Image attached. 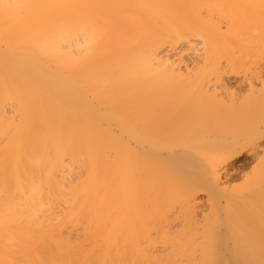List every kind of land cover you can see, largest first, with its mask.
Returning <instances> with one entry per match:
<instances>
[{
  "label": "bare ground",
  "instance_id": "bare-ground-1",
  "mask_svg": "<svg viewBox=\"0 0 264 264\" xmlns=\"http://www.w3.org/2000/svg\"><path fill=\"white\" fill-rule=\"evenodd\" d=\"M263 62L264 0H0V264H264Z\"/></svg>",
  "mask_w": 264,
  "mask_h": 264
},
{
  "label": "rangeland",
  "instance_id": "rangeland-1",
  "mask_svg": "<svg viewBox=\"0 0 264 264\" xmlns=\"http://www.w3.org/2000/svg\"><path fill=\"white\" fill-rule=\"evenodd\" d=\"M224 25V24H223ZM196 51V50H195ZM195 53H197L195 56L197 57V56H199L198 55V51L197 52H195ZM193 54V56H191V53L187 56V58L189 57L190 58V56H191V58L189 59L188 58V60H190V63H192V62H194V63H196L195 61H197L198 62V60H196V57H194V53H192ZM193 57H194V59H193ZM200 57V56H199ZM199 57H197V58H199ZM193 59V60H192ZM195 60V61H194ZM189 62V61H188ZM194 63H192V64H194ZM191 64V65H192ZM263 66H264V62H263ZM263 71L261 72V74H259V76L261 77V78H263L264 79V77H262V76H264V67H263V69H262ZM228 72H226V73H229V74H226V73H224L226 76H224V74H223V80L226 82V83H228V85H229V87H230V89L232 88H234V90L236 91V93H238V94H242V95H244V94H246V89L248 88V83H247V80L246 79H248L247 77H251V76H247V77H245V75L247 74L248 75V71L247 70H245V72L247 71V73H245L244 74V72H240L241 70L240 69H238V71L237 72H234L235 70H233V72H232V70H227ZM238 75V76H237ZM244 75V76H243ZM250 75V74H249ZM226 77V78H225ZM259 77V78H260ZM246 78V79H245ZM253 78V83L255 84V86H256V88H259L260 86V83H261V81L260 80H258L257 78L255 79L254 77H252ZM227 79H229V80H227ZM262 79V80H263ZM252 80V79H251ZM244 81V82H243ZM260 82V83H259ZM239 83H241V84H239ZM235 84V85H234ZM236 86V87H235ZM241 91V92H240ZM260 146L258 147V149H257V151H256V153H255V155L254 154H242L241 156H239V158L237 159V160H235V161H233L232 163H231V165L229 166L230 168H229V171H228V173L227 174H222L223 175V177L222 178H224V179H222V181L225 183V182H227V183H225L226 184V186H228L229 187V189L231 188V189H242V188H244L248 183H249V181L248 180H250L249 179V177H251V176H253V173L255 172L254 170H256V166L258 165V162H256L257 160H258V158H257V155H261V153H262V149L264 148V136L263 137H261L260 138ZM261 151V152H260ZM257 163V164H256ZM254 164V165H253ZM251 170V171H250ZM250 173V174H249ZM224 175H226V176H224ZM247 175V176H246ZM246 178V179H245ZM248 179V180H247ZM246 180V181H245ZM223 183V184H224ZM233 184V185H232ZM243 186H242V185ZM232 185V186H231ZM237 185V186H236ZM249 185V184H248ZM247 185V186H248ZM202 195V194H201ZM199 195V198L200 199H202V200H200V204H201V208H202V206L204 205V202L203 201H205V197H204V195ZM203 204V205H202ZM203 208H204V206H203ZM69 223V222H68ZM75 224V223H74ZM74 224L72 225L71 223H70V226L71 227H69V230L70 231H68V233L69 234H72L71 236V240L73 241V242H75V244L77 245V243H79V241H81L80 242V244L79 245H77V246H75V244L72 242V241H66V242H72V245H74V247H72V246H70L71 245V243H70V245H68V246H66V243H65V246H64V244L62 245V247L65 249V247H67V248H74L73 249V251H78V246H81V248L84 246L85 248L87 247V248H89L90 250L91 249H96V247H97V245L100 247V244L102 245V243H101V241L99 240V241H97V239H95V240H93L94 242L96 241L97 243H100V244H97V245H94L95 243L93 242L92 243V241L90 240V241H88L89 243H90V245H94L93 246V248H91V247H88V246H90L89 245V243L87 242L86 243V241H87V239H88V237L86 238H84V239H86V241L83 243L82 241V239L81 238H83L85 235H88V232L85 230V229H83L84 230V232L82 231V227L80 226L79 228L77 227L78 226V224H77V226H76V228H75V226H74ZM69 226V225H68ZM72 227H74V228H72ZM70 228H72V229H70ZM81 229V230H80ZM80 230V231H79ZM67 231H64L63 233H61L62 235L63 234H67L66 233ZM77 232V233H76ZM83 232V233H82ZM79 233H81V234H79ZM87 233V234H86ZM90 233V232H89ZM82 234H84V236H82ZM90 235H91V233L89 234V237H90ZM64 236V235H63ZM66 237H67V235H65ZM64 236V237H65ZM78 236V237H77ZM62 237V236H61ZM63 237V238H64ZM75 237H76V239H75ZM68 238V237H67ZM67 238H65V240L67 239ZM69 238H70V236H69ZM92 238H93V236H92ZM78 240V242L76 243V241ZM80 239V240H79ZM90 239V238H89ZM88 239V240H89ZM51 241H54L53 239H51ZM29 243V244H28ZM26 242L25 244H28L29 245V248L28 247H26V250H27V248H28V250H32L33 248H35V247H38V246H35L34 247V245L36 244L35 242V244L33 245L32 243H30V242ZM83 243V246L81 245ZM25 244L23 245V246H25ZM33 246V247H31V245ZM52 244H55V243H52ZM60 244V243H59ZM87 244V246H85V245ZM37 245V244H36ZM58 244H56V246H57ZM22 246V247H23ZM27 246V245H26ZM40 247V246H39ZM55 247V246H54ZM75 247H76V250H75ZM23 248H25V247H23ZM30 248H32V249H30ZM71 248H70V250H71ZM80 248V247H79ZM86 248V250H88L89 252H92V251H94V253H96L95 252V250H89V249H87ZM98 248V247H97ZM36 249H38V248H36ZM64 249L62 250V251H64ZM100 249V248H99ZM127 249V248H126ZM39 250V249H38ZM38 250H36L35 251V249H33L31 252V255L33 254V252L35 251V252H37ZM61 250V249H60ZM69 250V251H70ZM41 251V250H40ZM61 251V252H62ZM67 251V250H66ZM68 251V252H69ZM72 251V252H73ZM76 251V252H77ZM96 251H97V249H96ZM29 252V251H28ZM71 252V251H70ZM70 252H69V255H73V254H70ZM39 253V252H38ZM64 253H65V251H64ZM74 253V252H73ZM63 254V253H62ZM66 254H68V253H66ZM45 256H46V254H44ZM64 255V254H63ZM69 255H68V257H69ZM44 256V257H45ZM67 256V255H66ZM65 256V258H67ZM35 258H36V256H35ZM57 258V257H56ZM60 258L61 257H59V259L58 260H60ZM70 258V257H69ZM69 258H67L68 259V261L70 260ZM72 258H74V256H72ZM64 259V258H63ZM31 260V259H30ZM29 260V261H30ZM34 260V259H33ZM36 260H37V262L38 263H34V264H45V263H47L48 262V259H43V258H41L40 257V259H39V257H38V259L36 258ZM52 260V259H51ZM51 260H49V264H53V262H50ZM56 260V259H55ZM55 260H52V261H54V264H56L57 263V261H55ZM32 261V260H31ZM25 262V264L26 263H32V262H36V261H32V262ZM39 261H41V262H44V261H46L45 263H39ZM64 261V260H63ZM147 261H149V262H147ZM146 262L148 263V264H153V263H151V261H153V260H147ZM74 262L75 261H73V264H74ZM144 262V261H143ZM155 262V261H154ZM69 263H71L72 264V262H67V260L66 261H64L62 264H69ZM96 263V262H95ZM125 263V262H124ZM140 263H142V262H140ZM158 263V262H157ZM33 264V263H32ZM76 264H78L77 262H76ZM121 264H123V263H121ZM126 264H127V262H126ZM137 264V263H136ZM138 264H139V262H138ZM142 264H145V262L144 263H142ZM155 264V263H154Z\"/></svg>",
  "mask_w": 264,
  "mask_h": 264
}]
</instances>
